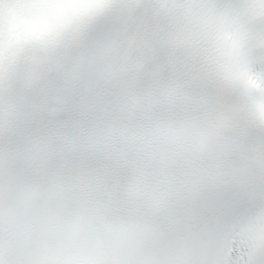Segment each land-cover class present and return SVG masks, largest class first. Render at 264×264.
<instances>
[{"label":"snow or ice","instance_id":"snow-or-ice-1","mask_svg":"<svg viewBox=\"0 0 264 264\" xmlns=\"http://www.w3.org/2000/svg\"><path fill=\"white\" fill-rule=\"evenodd\" d=\"M0 264H264V0H0Z\"/></svg>","mask_w":264,"mask_h":264}]
</instances>
